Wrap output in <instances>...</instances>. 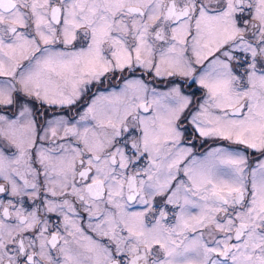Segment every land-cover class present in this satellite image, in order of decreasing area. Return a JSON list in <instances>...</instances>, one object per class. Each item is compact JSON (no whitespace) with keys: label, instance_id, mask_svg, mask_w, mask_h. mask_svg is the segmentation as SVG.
<instances>
[{"label":"snow or ice","instance_id":"6c2138e0","mask_svg":"<svg viewBox=\"0 0 264 264\" xmlns=\"http://www.w3.org/2000/svg\"><path fill=\"white\" fill-rule=\"evenodd\" d=\"M0 264H264V0H0Z\"/></svg>","mask_w":264,"mask_h":264}]
</instances>
